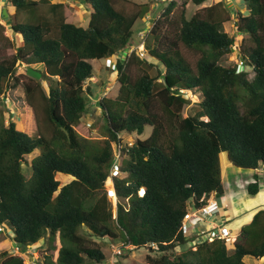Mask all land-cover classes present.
Segmentation results:
<instances>
[{"label": "trees", "instance_id": "trees-1", "mask_svg": "<svg viewBox=\"0 0 264 264\" xmlns=\"http://www.w3.org/2000/svg\"><path fill=\"white\" fill-rule=\"evenodd\" d=\"M242 1L248 13L237 10L235 25L251 43H241L239 66L223 62L236 44L224 28L231 19L224 0L191 15L186 8L175 14L171 1L143 30L144 40L135 37L134 27L142 8L151 10L149 3L135 2L130 11L121 0H80L89 12L88 25L82 26L67 20L65 2L5 0L14 8L11 29L21 41L13 40L14 54L0 59V104L19 61L42 64L40 73L49 81L46 93L36 78L24 77L36 114L35 94L43 99L44 124L37 136L13 120L0 126V225L12 229L15 246L41 243L49 252L58 238L57 258L46 253L42 264H103L105 240L137 247L156 243L151 251L159 255L148 257L149 264H249L246 257L264 256V209L239 228L234 241H204L193 249L181 230L189 201L198 204L204 194L225 192L221 153L241 169L264 166V0ZM2 41L10 39L0 23ZM143 41L145 56L137 48L124 53ZM118 53L110 68L120 88L116 97L98 99L105 122L102 138H93L81 130L90 100L97 98L86 81L95 75L93 60ZM194 89L201 100L194 103V114L185 115L190 101L184 91ZM148 127L149 136L141 138ZM121 133L137 137L122 148L125 175L113 177L114 210L105 181ZM36 150L29 162L26 156ZM247 190L260 191L259 174ZM0 264L26 263L6 249Z\"/></svg>", "mask_w": 264, "mask_h": 264}, {"label": "rangeland", "instance_id": "rangeland-1", "mask_svg": "<svg viewBox=\"0 0 264 264\" xmlns=\"http://www.w3.org/2000/svg\"><path fill=\"white\" fill-rule=\"evenodd\" d=\"M54 2L61 1L66 3V12L68 14L67 20L73 22L77 25L87 26L89 22V12L86 10L85 5L80 2V0H52ZM222 0H207L201 5L194 4L191 0H175L176 6L174 8L175 14L180 13L183 8H186L188 15L195 13L197 10L204 8L205 6L214 5ZM139 4H150L151 12H147L144 7L142 8L141 18L137 20V23L134 27L135 37L138 38L143 37L145 34L144 29H149L150 24L153 20L154 16L161 15L164 9L170 4L163 2H156V0H121L120 6L126 7L130 11H132V7H136L133 3ZM227 6H229L231 19L224 23L225 30L230 34L235 36L236 44L233 46L232 52L227 54L223 62L239 66L242 64V59L240 55V45L243 43L244 45L251 43L248 34H241L238 32L235 21H236V12L237 10L243 11L245 14L248 13L247 5L242 0H224ZM155 3V4H154ZM4 7H6L8 11V15L4 17V8L0 11V23L5 25V34L9 37L10 42L2 41L0 43V59L4 56L13 55L15 50L12 44L14 40L16 44H19L21 41L18 34L14 33L11 29L12 27V17L10 15L14 12V8L8 2L4 0ZM152 14V15H151ZM160 17V16H159ZM143 45H139L137 47L138 50L142 49ZM190 60L195 62V56L190 52H187ZM115 57L111 59H100L93 60L95 67V75L86 81V84H90L94 86V91L96 93L97 98H92L90 100V109L87 111L82 118V123L80 129L84 131L88 136L93 138H102V131L104 120L102 118V113L100 108L98 107V99L102 97L104 94L106 97H116L120 88V84L118 79H116L115 73L111 70V65L113 63ZM150 61L154 64L158 65L159 68L164 71L165 67L163 64L154 59L150 58ZM113 66V65H112ZM30 67H33L34 70H30ZM44 67L42 64H32L28 65L26 62L19 61L17 63V68L15 70L16 77L12 78L9 81V88L3 95V101L0 104V126L1 125H9L11 120L16 121L17 128L25 131L31 136H37L39 134V124H44V111L41 107L43 105V99L40 94H35V102L39 106V111L36 114L33 107L29 104L26 98L24 82L28 81V77L31 76L36 78L35 81L41 82L44 87L46 93L49 92V81L43 78L40 71H43ZM153 75L157 74L156 68L151 70ZM28 76L27 78H24ZM254 76V72L249 74V78ZM186 97L189 98V103H187L182 111L183 114H194L196 107L194 103H197L201 100V94L198 90H185L184 91ZM194 104V105H193ZM39 114V115H38ZM42 121V122H41ZM151 132V128H147L145 133L140 136L141 138H145L149 136ZM136 134H124L125 140L129 142H133L136 139ZM39 153V150L34 151L33 153L27 155V159L30 162L33 157H35ZM23 170L27 174V176L31 175V169L29 165L22 164ZM122 177L125 173L120 174ZM110 183L107 182L108 186ZM144 190L141 189V192ZM113 204L114 210H116V206L114 205L113 198L110 199ZM4 225V224H1ZM0 225V226H1ZM12 233V229H7L3 227V230H0V253L4 250H8L11 253L23 255L26 264H42L45 261L44 256L46 253H50L53 255V259L57 258L58 248L61 243L57 238L55 241L56 248L53 251L46 252L44 251L46 246L40 245L41 243L35 246H28L24 249L16 248L12 237L10 236ZM100 241V239H98ZM46 242V241H45ZM121 245L119 241L110 242L105 240V244H103V251L106 255L105 261L103 264H149L148 257H156L159 255L157 251H150L149 247H133V248H122V254L115 255L114 246ZM44 251V252H41ZM245 261L249 264H264V256L257 259V263H254L251 258L246 257Z\"/></svg>", "mask_w": 264, "mask_h": 264}, {"label": "built area", "instance_id": "built-area-1", "mask_svg": "<svg viewBox=\"0 0 264 264\" xmlns=\"http://www.w3.org/2000/svg\"><path fill=\"white\" fill-rule=\"evenodd\" d=\"M165 1V0H164ZM144 36L141 37L144 40ZM143 45L142 49L139 50L141 56H145L146 49L144 41L140 44ZM138 46L131 45L127 52H131L133 49ZM121 56V54L119 55ZM118 56V57H119ZM113 65V66H112ZM111 65L112 68L116 67V63L113 62ZM120 143L114 144V161L109 169V176L107 182L110 184L107 186V193L110 198H113L115 203L117 200L116 187L114 184L113 177L119 173L121 161H122V148L127 144V146H132L133 142L125 140V138L119 134ZM263 168V169H262ZM264 174V167H260ZM220 194L217 191H212L209 194H204L200 199L198 204H194L192 201H189L187 204V211L184 214L182 220L181 230L185 232V235L189 237L188 246H191L193 249L197 248V245L204 241H214L216 239H228L235 240L236 235L232 232V229L229 227L228 220L226 218L219 217V214L222 212L223 205L220 201ZM0 230H3V227H0ZM122 246L133 248L135 246L131 244H122ZM121 246V247H122ZM121 247H115V254H121ZM150 247L157 249L158 245L156 243H151ZM20 249L19 247H16Z\"/></svg>", "mask_w": 264, "mask_h": 264}, {"label": "crops", "instance_id": "crops-1", "mask_svg": "<svg viewBox=\"0 0 264 264\" xmlns=\"http://www.w3.org/2000/svg\"><path fill=\"white\" fill-rule=\"evenodd\" d=\"M3 4L4 0H0V11L6 8ZM220 157L225 192L220 196L223 208L219 217L226 218L232 232L237 234L239 228L249 222L258 210L264 209V174L260 172L263 168L241 169L229 161L226 152L221 153ZM255 173L260 176V191L256 195H251L248 193L247 186ZM248 257L254 263L258 262L254 257Z\"/></svg>", "mask_w": 264, "mask_h": 264}, {"label": "clouds", "instance_id": "clouds-1", "mask_svg": "<svg viewBox=\"0 0 264 264\" xmlns=\"http://www.w3.org/2000/svg\"><path fill=\"white\" fill-rule=\"evenodd\" d=\"M163 2V3H167V4H169L171 1H174V0H156V2ZM155 4V3H154ZM149 12V11H148ZM150 12H151V10H150ZM152 15V14H151ZM124 53H125V51H124ZM121 53H118V54H116L115 55V58H114V60H113V62H115L116 63V58H118V56L120 55ZM112 57H110V59H111ZM112 68V67H111ZM112 69H114V68H112ZM104 96H105V94H104ZM100 108V107H99ZM121 135L124 137V133H121ZM116 144V143H115ZM119 173H120V170H119ZM118 173V174H119ZM121 174V173H120ZM108 176H109V174H108ZM107 179H108V177H107ZM113 180H114V178H113ZM106 183H107V180L105 181V186H106V189H107V185H106ZM115 184V183H114ZM143 190V189H142ZM145 192V190L143 191V193ZM117 193V192H116ZM140 193L141 194H143L141 191H140ZM108 194V193H107ZM110 198V197H109ZM111 199V198H110ZM117 199H118V195H117ZM113 201H114V199H113ZM118 200H116V203H115V201H114V205L116 206V208H117V202ZM0 227H4V226H0ZM230 227V226H229ZM5 228V227H4ZM236 236H237V234L236 233H234ZM237 238V237H236ZM232 241H234V240H232ZM122 244L123 243H121V245H117V246H114V249H115V247H121L122 246ZM31 246V245H30ZM133 246H135V245H133ZM17 247V246H16ZM124 247H126V246H122L121 247V250H122V248H124ZM137 247V246H136ZM127 248H130V247H127ZM140 248V247H139ZM21 249V248H20ZM148 249H150V251L152 250V249H155V248H152V247H149ZM122 254V253H121ZM115 255H117V254H115Z\"/></svg>", "mask_w": 264, "mask_h": 264}, {"label": "water", "instance_id": "water-1", "mask_svg": "<svg viewBox=\"0 0 264 264\" xmlns=\"http://www.w3.org/2000/svg\"><path fill=\"white\" fill-rule=\"evenodd\" d=\"M8 15V11H7V9L5 8L4 9V16H7ZM22 163V162H21Z\"/></svg>", "mask_w": 264, "mask_h": 264}]
</instances>
